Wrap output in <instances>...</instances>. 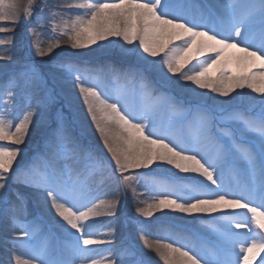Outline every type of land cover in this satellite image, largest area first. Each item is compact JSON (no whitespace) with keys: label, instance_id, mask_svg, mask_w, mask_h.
<instances>
[{"label":"snow or ice","instance_id":"6c2138e0","mask_svg":"<svg viewBox=\"0 0 264 264\" xmlns=\"http://www.w3.org/2000/svg\"><path fill=\"white\" fill-rule=\"evenodd\" d=\"M92 45L137 66L54 58ZM72 89L107 156L52 113L61 97L71 111ZM41 124V150L19 164ZM122 198L191 226L159 235L131 217L139 244H118ZM0 221V264H264V0H0Z\"/></svg>","mask_w":264,"mask_h":264},{"label":"rangeland","instance_id":"374dc122","mask_svg":"<svg viewBox=\"0 0 264 264\" xmlns=\"http://www.w3.org/2000/svg\"><path fill=\"white\" fill-rule=\"evenodd\" d=\"M49 2H53V0H49ZM25 31V23L22 21L19 25H17V35H22ZM45 31H49L48 29H45ZM78 52L81 53V55H79L77 57V59L79 60L80 63L82 64H87V65H102V64H106L109 62H116L119 63L122 67H129V66H137L135 63H133L131 60H122L120 59L118 56L115 55V53H106L101 51V54L99 56H94V54H90L91 56H87L82 54L81 51H77V50H72L71 48L68 49L67 47H62L61 49H57L56 53L59 54L57 56H55V59H59L61 58L64 54L66 53H70V52ZM18 55L27 57V49H23L22 51H20L18 53ZM93 55V56H92ZM33 59L39 61L40 58L38 57H34ZM45 60L48 58H44ZM150 75L153 78V75L150 73ZM153 81H155L153 79ZM159 91L162 92H166L169 95L175 97L177 100H181L184 101V99L173 95L172 91L170 89L167 88H157ZM73 92L76 91V93H79L78 90H74L72 89ZM73 107L71 109V111L69 110V108L67 107L66 102L64 101V99L61 97L60 100L58 101V103L56 105H54L53 109H52V113L54 114V112L57 109L63 108L64 111V115L68 118L69 122L71 123L74 131L79 134L81 132V130H84V132L86 133L84 139L85 142L91 144L94 148L98 149V147L95 145V143L93 142L92 138H91V132H89V130H94V126L93 125H89L90 120L88 119L89 117L87 116V110L85 107H79L75 104V100L73 99ZM137 103V100L133 101ZM186 103V102H185ZM159 123L164 124L167 122L166 119L163 121V119L157 118ZM48 128L41 124L38 127H35L31 130L29 137L27 138V143L26 145H21L20 147L22 149H24V153L22 155L21 158L18 159V163L19 164H23L26 163L27 160L29 158H31L35 153L39 152L41 150L42 147V143H43V139L45 136V133L47 132ZM99 151H101L100 149H98ZM108 159H110V157H108ZM157 176V178H165V176L167 174H160V173H156L154 174ZM131 208V211H129V209ZM183 217V221L181 220H174V221H170V220H166L165 222H159V226L156 228L157 230H154L153 234H164V233H180L183 232L184 230H186L187 228H189L191 226V221L190 217L182 214L181 215ZM180 216V217H181ZM131 217H134L136 220H139V217L136 215V213L133 210V207L131 206V199L129 198L128 200H124L123 198L121 199V205H120V209L118 212V219H120V223L118 225V231H119V237H118V241L117 243L119 244L122 240H128V241H135L136 240L132 237V234L130 235V231L131 229H135V225L131 222ZM100 219V218H99ZM114 218H110L107 217L104 221H101V230L105 229V225L109 220H113ZM205 219H207V217H205ZM116 220V219H115ZM141 220V219H140ZM190 220V221H189ZM189 221V222H188ZM142 222V221H141ZM42 224H46L45 221H41ZM151 224H145L149 229H152L150 226ZM134 226V227H133ZM122 238V239H121ZM121 239V240H120ZM153 264V263H152Z\"/></svg>","mask_w":264,"mask_h":264},{"label":"bare ground","instance_id":"6f19581e","mask_svg":"<svg viewBox=\"0 0 264 264\" xmlns=\"http://www.w3.org/2000/svg\"><path fill=\"white\" fill-rule=\"evenodd\" d=\"M110 39L113 40V41H115V42H117V43H120V44L123 43L122 41L119 40V38H116V37H112ZM102 43H107V42H102ZM176 43H179V42H176ZM137 47H138V42H137ZM68 49H70V48H68ZM94 49H97V50L94 51ZM77 51H81L82 54L87 55V56H91L90 54H94V56H99L101 54V51L98 50V45H92L90 48L80 49V50H77ZM149 59H151V58H149ZM156 59L159 60L160 57H157ZM132 62L135 63L134 61H132ZM185 70H187V69H185ZM165 72H166V69H165ZM152 75H153V79L155 80L154 82L157 84V88H166V87H162L159 84V82L156 79L155 74H152ZM172 79L175 80L177 78L176 77H172ZM181 83L184 84L186 88L192 89L193 91H195L197 93L204 92L208 96H215V94H213L211 92H208V90H206V89L201 90V89L197 88L195 85L191 84L190 82L185 83V82L181 81ZM167 89H170L172 91L173 95L178 96V97L184 99L186 103L189 102L190 96L188 94L183 93L180 90H177V89L171 88V87H167ZM237 91H240V90H237ZM243 91L247 92L249 95L255 96V94L250 93V91L247 90V89H245ZM72 92H73V90H72ZM73 93H74V95H73L72 98L73 99H76L75 100V104L77 106H79L80 108L81 107H84L82 100L79 99V93H76V91H74ZM232 95H235V93H233ZM215 98L216 99H222L220 97H215ZM258 98L259 97H257V99ZM137 103H139L138 100H137ZM160 117L163 119V121L169 118V114H168V111H167L166 108L165 109H161L159 112H157V118H160ZM88 119L90 120V118H88ZM89 125H92L91 120H90ZM89 132H91V138H92L93 142L95 143V145L98 147V149L101 150V152L105 156H107L106 150L103 149V145H102V143L100 141L99 134L95 130V127H94V130L93 129L92 130H89ZM154 167H155V165H153V168ZM161 167L162 168H166V169H170L171 173H174L176 176H193V175H195V174H182V173H179L178 170L171 168V166H169V165H161ZM141 171L151 172L152 170L151 169H148V170H141ZM141 191H143V188H141ZM133 210L135 212V208L134 207H133ZM165 213H167V215H165ZM181 215L182 214H180V213H171V212H168L167 210H165V212H157V213H155V215L152 218L146 219L144 217H139V216L138 217H139V220L141 219L140 221H142L144 224H151V223H153L150 226L152 229H149L153 233L154 230H157L156 228L159 226V224H160L159 222H165L166 220H170V219H168V217H180ZM29 218H31V217H29ZM106 218L107 217H101L100 219H101V221H104ZM190 220H192V217H190ZM44 221L47 223L46 220H44ZM170 221L172 222L174 220H170ZM119 223H120V219H116L115 220V225H114L115 228H116V233H117L116 242L119 240L118 237H119V234H120L119 231L117 230ZM131 234H132V237L136 240V243L139 244V240H138L137 235H136V230L132 228L131 231H130V235ZM5 235H6V232H5L4 224H3L2 221H0V259H2L3 258V255H4V245H3V241H4V238H5ZM161 235H163V234H161ZM149 255L151 256V259H152V263L153 264H162V262L157 257L154 256V254H149ZM257 264H259V258L257 260Z\"/></svg>","mask_w":264,"mask_h":264}]
</instances>
